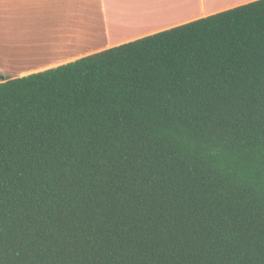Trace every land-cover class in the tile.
I'll return each instance as SVG.
<instances>
[{
    "label": "trees",
    "instance_id": "obj_1",
    "mask_svg": "<svg viewBox=\"0 0 264 264\" xmlns=\"http://www.w3.org/2000/svg\"><path fill=\"white\" fill-rule=\"evenodd\" d=\"M0 264H264V0L0 81Z\"/></svg>",
    "mask_w": 264,
    "mask_h": 264
},
{
    "label": "crops",
    "instance_id": "obj_2",
    "mask_svg": "<svg viewBox=\"0 0 264 264\" xmlns=\"http://www.w3.org/2000/svg\"><path fill=\"white\" fill-rule=\"evenodd\" d=\"M253 0H0V81Z\"/></svg>",
    "mask_w": 264,
    "mask_h": 264
}]
</instances>
